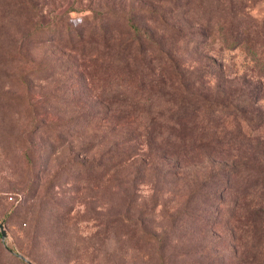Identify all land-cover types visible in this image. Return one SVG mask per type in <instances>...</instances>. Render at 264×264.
Listing matches in <instances>:
<instances>
[{
  "label": "rangeland",
  "instance_id": "374dc122",
  "mask_svg": "<svg viewBox=\"0 0 264 264\" xmlns=\"http://www.w3.org/2000/svg\"><path fill=\"white\" fill-rule=\"evenodd\" d=\"M131 1L0 0V221L8 230L6 237L0 231V264H30L19 253L36 264H264V186L251 183L244 167L231 186L227 174L212 176L226 161L250 157V147L215 138L192 144L172 130L154 137L153 113L111 117L106 105L118 100H104L88 82L84 57L100 62L108 53L72 48L70 35L87 15L171 6ZM227 1L196 0L195 13L184 14L188 35L202 40L207 13L234 5ZM244 7L264 18V0ZM145 22L161 33L160 21ZM188 35L175 55L191 84L231 97L254 87L250 108L264 112V75L245 47L211 33L195 49ZM219 81L225 84L218 89ZM168 90L155 103L165 102ZM244 206L246 215H233ZM254 206L256 228L246 224Z\"/></svg>",
  "mask_w": 264,
  "mask_h": 264
},
{
  "label": "trees",
  "instance_id": "16d2710c",
  "mask_svg": "<svg viewBox=\"0 0 264 264\" xmlns=\"http://www.w3.org/2000/svg\"><path fill=\"white\" fill-rule=\"evenodd\" d=\"M18 1L23 5H33L35 2ZM153 1L155 3L167 1L171 6L165 9L152 4L150 7L133 6L130 10H124L122 6L118 7L119 10L111 7L103 12L87 15L84 24L73 29L74 33L70 35L73 49L78 51L90 49L88 56L95 51L98 55L97 49L109 54L103 55L100 62L99 59L87 62L93 58L83 56L88 82L104 100L110 103L118 100L117 106L113 108L109 103L106 105L112 110L111 117L117 115L116 111L120 114L127 111L128 115L136 113L140 116L153 113V124L158 127L150 128L154 137L156 134L162 135L163 131L172 130L171 134L175 133L185 141L188 139L192 144L200 140L199 144L202 142L203 145L215 138L214 142L217 144L248 145L252 150L250 157L243 154L239 159L226 161L221 169L216 168L212 176L227 174L228 185L231 186V177L244 167L249 171L251 183H260L264 186V137H261V131H264L262 128L264 112H259L254 107L250 108L255 105L258 95L254 87L248 86L244 89L245 93L241 92L240 88L236 89L237 95L242 94V97H231L232 93L212 94L192 85L190 78L181 69L179 57L175 55V44L179 38L187 36L192 27L187 26V20L190 18L184 14L195 13L191 8L196 0ZM225 1L228 5V1ZM234 1L230 0L233 6L222 9L218 7L219 10H223L221 14L205 13L206 31L203 30L201 33L205 34L203 39L188 35V40L192 44L196 43L195 49H198L203 41L210 42L212 33L214 37L220 36L228 46H244L254 58L259 72L264 75V18L259 19L245 10V0ZM117 3L120 5L122 1ZM151 18L161 22V33L153 25L145 22ZM68 29L71 31V28ZM42 30L35 32L41 34ZM32 34L31 30L27 37ZM260 80L262 89L264 79ZM224 84L223 81H219L217 88ZM166 87H169V90L168 93L167 91L164 93L169 95L166 94L165 102L155 103V95L158 97L159 91ZM173 92L174 96L171 97L170 94ZM210 144L212 142L208 143ZM131 155V153L123 155L121 160L127 161ZM250 160L255 161L254 164L257 165ZM237 190L240 191L239 197L243 198L246 195L242 194L244 191L242 187ZM218 193L222 195L224 191L219 189ZM239 204L241 207L242 203H237L236 207ZM247 207L236 208L233 215L238 216L240 210L246 215L247 210L244 208ZM251 213V220L246 224L256 228L260 222L257 207L254 206Z\"/></svg>",
  "mask_w": 264,
  "mask_h": 264
},
{
  "label": "water",
  "instance_id": "95a60500",
  "mask_svg": "<svg viewBox=\"0 0 264 264\" xmlns=\"http://www.w3.org/2000/svg\"><path fill=\"white\" fill-rule=\"evenodd\" d=\"M0 230H1V233H2V236L3 237H6L8 235V230L6 228V225L4 222L0 221ZM20 256L26 258L31 264H36L34 261H32L31 259L27 258L24 254L22 253H19Z\"/></svg>",
  "mask_w": 264,
  "mask_h": 264
}]
</instances>
